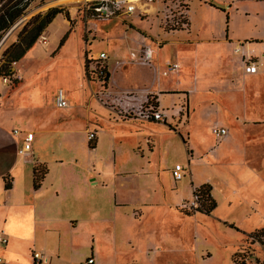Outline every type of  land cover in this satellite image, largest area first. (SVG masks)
I'll return each mask as SVG.
<instances>
[{"label": "rangeland", "instance_id": "1", "mask_svg": "<svg viewBox=\"0 0 264 264\" xmlns=\"http://www.w3.org/2000/svg\"><path fill=\"white\" fill-rule=\"evenodd\" d=\"M77 1L31 0L23 14L0 37V82L9 89L17 87L18 90L13 92L14 101L19 107L24 108L23 113L21 111L22 115L29 113L43 115L46 112L52 114V118L56 121L72 118L73 113H68L65 109L53 110L55 90L61 88L66 95L68 107L79 105L84 109V118L88 113L87 119L94 120V117L103 119L102 117L107 116V109L101 106L102 101L97 99L101 89L94 74L86 77L92 86L86 83L85 64L87 71L88 67H91L89 63L95 64L99 52H104L107 58L102 64L106 71L107 68L110 71L109 83L112 86L111 89L107 82L105 90L115 98L119 99L118 96H122L125 99L124 96L127 94V91H123L125 89L148 88L152 80V71L145 67L125 64L121 68L126 72H122L116 61H125L130 52L136 53L142 44H147L153 51L154 63L158 64L157 68L153 69L154 76L160 78L164 85L185 88L180 92L183 93L182 100L175 104V106L180 105V109L174 114L165 112L162 123L158 121L159 123L155 122L149 127L153 144V154L149 161L157 171L164 170L166 173H168L167 168L175 162L184 168V176L176 182V189H180L184 197L187 195V183L190 177L195 182V177L199 179L201 176H208V172L201 164L189 159L190 151L194 159L195 155L202 154L214 144L213 137L208 134L209 123L214 118L205 116L202 107L197 108L194 113H191V107H188L189 92L203 86L201 84L203 80L204 84L212 87L205 88L202 93L203 98L199 99L198 94L197 100H204L207 110H210V106L215 103L218 107L228 105L230 110H236L239 116L245 118L244 120L250 123L262 122L249 124L248 129L243 133L245 137L237 143L229 144L230 151L236 155L245 151H264V66H261L260 72L252 78L235 74L240 55L238 51L243 53L242 50H252L255 55L264 54V0H154L153 3L143 6L146 9L144 13L137 9L130 15L108 20L84 18ZM139 5L140 3L137 4L138 8ZM52 7L61 9L60 15L69 30L62 47L55 50L58 43L55 42L56 27L59 22L57 18L58 20H54L52 27L46 32L48 39L45 33L40 34L46 44L41 42L39 36L34 43L36 45L21 59L11 63L8 72L5 73L2 51L16 40L18 31L26 21L33 15L44 13ZM187 21L188 29L182 30ZM209 28V34L214 37L212 41H207L210 40L209 36L203 33V30ZM226 28L229 41L216 42L215 40L223 39V30ZM135 39H137L136 44ZM48 50L51 51L46 54ZM178 51L182 55H178ZM241 56L242 61L248 57L245 54ZM166 60L180 64L178 74L165 77L159 75ZM203 60L204 62L201 63ZM246 61L253 63L256 59L250 55L249 60ZM255 66L257 67L256 64ZM5 78L6 81H3ZM179 79L182 83L176 84ZM35 89L39 93L38 100L32 97ZM66 90H71L72 93L68 94ZM91 93L93 95L89 97ZM150 97L147 96L145 99L154 104V99L151 100ZM144 101L142 100L141 103ZM170 101V98H164L165 108L169 109ZM86 103L89 104L88 107H85ZM188 108L189 118L186 120ZM124 118H131V115H126ZM3 126L5 133H8L11 125ZM104 131L108 136L121 137V144L130 151L132 134L129 133V129L117 127L114 134L110 129ZM72 132V134L48 132L50 140L43 147L45 153L59 154L60 159H64L71 152H75L79 161L93 159L94 154L92 152L89 154L86 143L82 142V137L85 138L83 131ZM98 136L100 137V134ZM113 141L106 139L98 149L99 154L110 157L109 145ZM92 142L91 140L89 143ZM31 144V154L36 160L38 159L36 143ZM139 144L141 146V141ZM219 146L222 147V144L220 143ZM142 154L145 155L144 152ZM18 157L21 156L16 153V158ZM125 158L133 160L130 152ZM138 159L142 160L140 157ZM42 162L48 167L47 159H43ZM26 165L29 167L30 164ZM34 167L39 168V165ZM5 177L8 180V177ZM159 177L165 179L167 187L171 186L167 174ZM84 186L87 188L86 185ZM215 194L219 198V195ZM191 196L190 199L183 200L176 206V210L184 214L185 218L177 219L172 214H168L163 215V220H160L157 218V212L147 221L153 232H158L159 228H162L172 233L159 245L161 251L165 249L160 252L163 263L178 264L181 258L178 252L184 250L186 251L184 261L189 264H264V227L261 228V232L244 236L242 232L228 228L217 220L218 218L228 223L233 222L241 231L248 233L254 228L251 229L242 220V214L248 209L247 206L242 203V206H236L239 205L237 199L233 207L219 206L207 215L202 212L204 204L199 200L194 205L187 206L192 199ZM108 204L107 200L104 204L106 216L109 212ZM33 213L29 206L11 203L7 199V193L0 188V233L7 239V244L13 243L11 247L14 249L13 252L17 250L27 258L31 250L42 251L41 253L48 257L47 263L44 264H83L90 253L84 231L79 229L68 231L60 226L48 227L45 231L38 230V222L32 219ZM161 222H164L163 226ZM12 239L13 241H10ZM3 247L4 245L0 244L2 262L6 260ZM198 253H201L202 257L198 258Z\"/></svg>", "mask_w": 264, "mask_h": 264}, {"label": "crops", "instance_id": "2", "mask_svg": "<svg viewBox=\"0 0 264 264\" xmlns=\"http://www.w3.org/2000/svg\"><path fill=\"white\" fill-rule=\"evenodd\" d=\"M57 18L59 22H57L55 42L59 41L61 36L68 30V26L63 22L60 13L51 20L41 33V35L45 33L46 39H48L46 32L52 27V22L58 20ZM188 26L187 23L182 30L188 29ZM209 30L210 28L206 31L203 30V33L209 36L208 39L210 40L207 41H212L214 37L209 34ZM227 32L226 28V30H223V39L215 41L220 43L221 41L224 43L229 41ZM136 42L137 39H135L134 43L136 44ZM235 49L236 47L234 51ZM50 51H46V54ZM238 52L240 55L235 72L236 75L252 78L257 72H260L259 68L264 66V54L255 55L252 50H242L243 53ZM177 54L182 55L179 51ZM241 54L248 56L245 61L249 60L250 55L256 59V61H253L257 65L255 72L244 71L245 61H242ZM104 55L106 59L107 56L105 53ZM166 62L167 60L164 63ZM203 62L204 60L201 63ZM153 64L154 68L152 69L141 65H133L145 67L148 70L151 69L152 80L147 89L123 90L127 91V95L125 99L122 97L121 101L127 105H138L142 100H146L147 96H151V100L154 99L153 105L156 109L174 114L177 109H180V105H176V107L175 104L182 100L183 93L180 92H183L185 88L183 86L175 88L174 86L164 85L160 78L154 76L153 73L155 71L153 69L157 68L158 64H155L154 61ZM177 64L178 67L165 76L178 74L180 64L178 62ZM122 66L119 67L121 68ZM107 71L109 73L107 82L110 86V71L108 68ZM122 72L126 71L122 70ZM85 80L87 84H92L86 76ZM181 83L182 80L180 79L176 82V84ZM204 83L205 81L203 80L201 82L203 86L196 87L189 92L188 107H191V113L202 107L205 116L214 118L209 123L208 128V134L213 137L214 144L212 147L209 146L202 154L195 155L194 159L192 158V151H190L189 159L191 161L196 160V162L201 164L208 172V176H201L199 179L195 177V182L190 177L189 183H187V195L184 197L180 189H176V182L180 179L175 181L171 176V168L176 162L167 168L168 173H166L164 170L157 171L153 163L149 161L153 154L149 127L158 121L143 120L135 117L124 118L118 115L115 110L101 105L99 102L101 106L107 109V116L102 117L101 121L97 117H94V120L87 119L88 113L85 114L86 118H84V109L79 105L75 107L71 105L64 108H56L54 106L53 110L65 109L68 113H73L72 118L67 120L56 121L52 118V114H47L46 112L43 115L34 113V115L30 113L22 115L24 108L19 107L14 101L13 92L18 90L17 87L9 89L7 85L0 82V188H3L2 178L7 176L10 188H3L7 193V199L13 204L29 206L32 212L34 211L32 219L38 222V230L45 231L48 227L55 228L60 226L68 231H77L78 229L84 231L90 249V253L86 258H92L91 264H165L161 261L162 255L160 253L165 249L161 251L159 245L165 242V239L170 237L172 233L164 231L162 228H159L158 232H153L147 221L151 215L157 212V218H160V220H163V215L167 216L168 214H172L177 219L183 218L184 214L176 210V206L181 201L190 199L192 189L202 184L210 186L209 193L215 203L214 208L209 213L218 209L219 206L233 207L238 199L239 205L236 206H242V203L248 208L242 214L243 222L249 225L251 229H254L244 233L233 222L228 223L217 218L222 224L235 231L242 232L244 236L261 229L264 227V151H245L240 155H236L230 151L229 144L237 143L240 139H243L245 137L243 133L248 129L249 124L262 122L250 123L244 120V117L239 116L236 110H230L228 105L218 107L215 103L210 106V110H207L206 102L202 99L197 100L198 94L199 99L203 98L202 93L205 88L212 87ZM110 88L112 89V86ZM66 92L68 94L72 93L71 90H66ZM34 93L32 97L34 100H38V90L35 89ZM192 94H194L193 97ZM91 95L93 93L89 97ZM165 97L171 99L169 109L165 108ZM174 98H176L175 102ZM88 105L86 103L85 107H88ZM189 108L188 113L185 115L186 120L189 118ZM5 124L11 125L8 133H5L3 128ZM213 126L224 127L226 130L225 134L216 139L210 131ZM15 127L21 132H32L31 143H36L38 159L34 160L31 154L32 144L29 152L23 155L17 153V149L21 144L22 134L14 135L12 129H16ZM117 127L129 129V133L132 134L130 151L121 144V137L117 135L108 136L104 131V129H110L113 130L114 134ZM164 127L166 128V126ZM73 130L83 131L85 138L82 137V142L83 144L84 142L86 143L87 152L94 154L95 157L93 159L88 158L86 161H79L75 152H71L64 159H60L59 154L48 155L45 153L43 147L50 140L47 135L48 132L58 131L63 134H72ZM87 132L94 133L93 148L88 147ZM98 134H100V137ZM101 134L103 135L101 136ZM106 139L114 140L109 145L110 157H103L98 151ZM140 141L143 148L139 144ZM220 143L222 147L219 146ZM128 152L133 156V160L125 158ZM16 153L23 157L21 159L22 163H20L21 157L16 158ZM138 154L139 156H137ZM138 157L142 158V160L138 159ZM43 159L48 160V167L42 162ZM28 163L30 164L29 167L26 165ZM34 165L44 166L46 169L37 189L32 188V169ZM182 169L184 176V168L182 167ZM162 174H167L171 180V186L167 187V183L164 182L165 179L159 177ZM215 193L219 195V198L218 196L216 197ZM107 200L109 202L108 216L104 212V204L107 203ZM160 224L163 226L164 222ZM228 225H231V227ZM10 241H13V239ZM12 245L13 243L9 242L7 244L6 241L3 247V255L6 260L2 262L0 258L1 264H37L33 262L30 255L35 250H31L29 256L24 258L17 250L13 252ZM178 253L183 259L177 258L179 259L178 264H189L184 261L186 251L181 250ZM197 257H202V254L198 253ZM187 260L189 261V259Z\"/></svg>", "mask_w": 264, "mask_h": 264}, {"label": "built area", "instance_id": "3", "mask_svg": "<svg viewBox=\"0 0 264 264\" xmlns=\"http://www.w3.org/2000/svg\"><path fill=\"white\" fill-rule=\"evenodd\" d=\"M153 1L154 0H78L77 2L79 5L78 7L81 9L82 14L84 15V18L104 20L119 16L130 15L134 13V11L137 9L141 10V12L144 13L145 8L143 6L146 4L153 3ZM138 3H140L139 6L141 9L137 7ZM39 38L42 43H45V40L42 36H40ZM104 60V53H99L98 59L96 60L97 62L95 64L89 63V66L91 67H89L87 70V74H94V77L97 79L99 88L101 89L100 92L97 94V99L102 101L103 105H106L111 109L115 110L117 114L122 117H125L126 115H131V117L143 120L163 122L165 118V112L163 110L156 109L152 102L145 100L143 103H139L138 105H127L121 101L122 96L117 95L119 99L115 98L105 90L107 84V77L105 75V72L107 71L105 70V67L102 64L104 63ZM116 64L118 66H122L125 64L141 65L152 69L154 68L153 51L149 45L142 44L136 53L130 52L125 61H116ZM177 67L178 64L176 61H167L166 63H164L159 74L161 76H165L167 75V73L175 70ZM243 69L245 72L253 73L256 71V66L250 61H245ZM3 81H6V78L3 79ZM53 103L56 108H64L67 106L65 94L61 88H57L55 90ZM210 131L216 139H219L225 134L226 130L223 127L213 126ZM12 133L16 136L22 134L21 144L17 149V153L23 155L29 152L31 148L32 132H21L19 129H13ZM86 139L87 141L93 140L94 133L87 132ZM171 176L175 181L182 178L183 169L180 164L176 163L172 166ZM191 197L192 199L187 206L194 205L196 201H198L197 195L193 194ZM180 207L183 208L184 205H180ZM6 241L7 239L3 237L2 233H0V244L5 245ZM30 255L34 263L41 264L47 263L48 261L46 256L42 255L37 251H32ZM91 263L92 258H86L83 261V264Z\"/></svg>", "mask_w": 264, "mask_h": 264}, {"label": "trees", "instance_id": "4", "mask_svg": "<svg viewBox=\"0 0 264 264\" xmlns=\"http://www.w3.org/2000/svg\"><path fill=\"white\" fill-rule=\"evenodd\" d=\"M30 1L31 0H0V37L23 14L25 8L28 6ZM254 1H260V0H254ZM59 13H62L60 8H56V7L48 8L44 13H37L33 15L28 21L25 22V24L18 31L16 35V40L2 51L1 55L4 60L3 67L5 73L8 72L11 63L21 59L23 55L33 46L36 39L40 36V34L43 32L46 26ZM65 17L67 18V15H65ZM187 23L188 22H186V25ZM68 31L69 30H67L61 36V38L57 43L56 49L63 44L64 40L67 37ZM84 73L85 76L88 77L89 74H87L86 71V64H85ZM105 75L107 77L108 73L105 72ZM89 142L90 141H88V147L93 148V143H89ZM45 171L46 169L44 166H39V168L33 167L32 169L33 189L38 188L40 184V180L43 178ZM2 180H3V188L9 189L10 183L5 176L2 178ZM209 192H210V186L208 184H202L192 189V194L197 195V198L200 201V203L204 204V208L202 211L204 214H208L215 206V203L211 198ZM228 226L231 227V225ZM257 232H261V229L251 234H255Z\"/></svg>", "mask_w": 264, "mask_h": 264}]
</instances>
